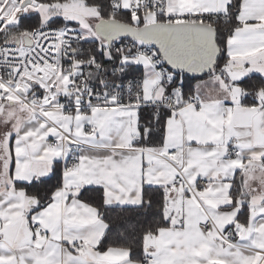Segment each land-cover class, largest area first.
I'll return each instance as SVG.
<instances>
[{
  "label": "snow or ice",
  "instance_id": "snow-or-ice-1",
  "mask_svg": "<svg viewBox=\"0 0 264 264\" xmlns=\"http://www.w3.org/2000/svg\"><path fill=\"white\" fill-rule=\"evenodd\" d=\"M0 264H264V0H0Z\"/></svg>",
  "mask_w": 264,
  "mask_h": 264
},
{
  "label": "water",
  "instance_id": "water-1",
  "mask_svg": "<svg viewBox=\"0 0 264 264\" xmlns=\"http://www.w3.org/2000/svg\"><path fill=\"white\" fill-rule=\"evenodd\" d=\"M97 30L100 33V35H106L107 34L106 31H105V29L101 25H98L97 26Z\"/></svg>",
  "mask_w": 264,
  "mask_h": 264
},
{
  "label": "crops",
  "instance_id": "crops-1",
  "mask_svg": "<svg viewBox=\"0 0 264 264\" xmlns=\"http://www.w3.org/2000/svg\"><path fill=\"white\" fill-rule=\"evenodd\" d=\"M194 84H196V81L194 82ZM197 87H199V85H196Z\"/></svg>",
  "mask_w": 264,
  "mask_h": 264
},
{
  "label": "trees",
  "instance_id": "trees-1",
  "mask_svg": "<svg viewBox=\"0 0 264 264\" xmlns=\"http://www.w3.org/2000/svg\"><path fill=\"white\" fill-rule=\"evenodd\" d=\"M141 73H142V69H141ZM195 81H193V83H194ZM131 218V217H130Z\"/></svg>",
  "mask_w": 264,
  "mask_h": 264
}]
</instances>
